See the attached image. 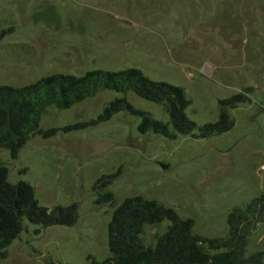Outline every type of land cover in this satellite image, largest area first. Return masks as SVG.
<instances>
[{
	"label": "rangeland",
	"instance_id": "rangeland-1",
	"mask_svg": "<svg viewBox=\"0 0 264 264\" xmlns=\"http://www.w3.org/2000/svg\"><path fill=\"white\" fill-rule=\"evenodd\" d=\"M0 84L22 86L53 73L82 75L137 67L153 80L179 85L191 101L186 114L199 126L218 119V100L247 87L250 100L230 109L233 127L207 138H168L138 130L139 115L118 111L96 119L106 89L68 108L47 107L39 127L12 157L0 148L8 180L29 182L39 203H77L73 225L23 221L0 264H92L110 253L107 224L127 196L141 195L192 218L194 232L224 236L228 213L264 193V0H0ZM126 98L166 121L162 106ZM115 174L100 188L102 175ZM111 192L114 203L97 202ZM168 220L145 224L153 245ZM264 253V221L248 236L247 253Z\"/></svg>",
	"mask_w": 264,
	"mask_h": 264
},
{
	"label": "trees",
	"instance_id": "trees-1",
	"mask_svg": "<svg viewBox=\"0 0 264 264\" xmlns=\"http://www.w3.org/2000/svg\"><path fill=\"white\" fill-rule=\"evenodd\" d=\"M7 30L0 31V39ZM114 90L124 95L115 97L104 106L96 119L80 121L63 127L80 129L89 124L109 119L118 111L139 115L138 130L168 138L178 134H192L207 138L230 130L234 120L229 110L250 100V87L218 100V119L199 126L186 114L190 100L184 89L167 81L153 80L137 67L119 70L91 69L82 75L53 73L22 86L0 84V148L12 157L34 134L53 135L57 128L39 127L41 115L47 107L68 108L102 90ZM132 92L139 98L162 106L168 116L157 119L148 111L137 108L125 96ZM115 174L102 175L94 184L100 188L112 182ZM111 200V192H104L97 202ZM77 203L55 205L39 203L32 185L24 180L10 182L7 166L0 163V257H6L7 246L23 230V221L42 227L73 225L78 217ZM168 220L166 230L153 245H145L141 233L145 224ZM264 221V193L244 206L234 207L227 216L224 236L205 237L194 232L192 218H181L176 211L155 199L141 195L127 196L111 212L107 224L109 255L92 264H264L262 250L247 253L248 236Z\"/></svg>",
	"mask_w": 264,
	"mask_h": 264
}]
</instances>
